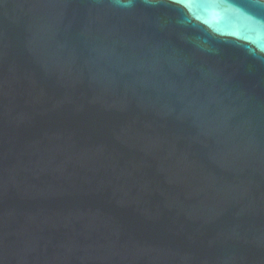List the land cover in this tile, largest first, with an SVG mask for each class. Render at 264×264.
I'll return each mask as SVG.
<instances>
[{
    "label": "water",
    "instance_id": "obj_1",
    "mask_svg": "<svg viewBox=\"0 0 264 264\" xmlns=\"http://www.w3.org/2000/svg\"><path fill=\"white\" fill-rule=\"evenodd\" d=\"M0 264H264V0H0Z\"/></svg>",
    "mask_w": 264,
    "mask_h": 264
}]
</instances>
